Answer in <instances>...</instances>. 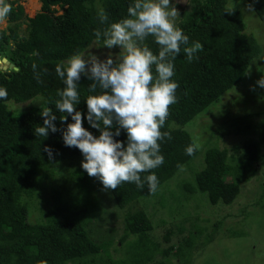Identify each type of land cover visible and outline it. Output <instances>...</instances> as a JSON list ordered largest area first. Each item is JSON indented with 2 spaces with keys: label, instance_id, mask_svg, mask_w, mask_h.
I'll list each match as a JSON object with an SVG mask.
<instances>
[{
  "label": "trees",
  "instance_id": "trees-1",
  "mask_svg": "<svg viewBox=\"0 0 264 264\" xmlns=\"http://www.w3.org/2000/svg\"><path fill=\"white\" fill-rule=\"evenodd\" d=\"M245 1L247 4L253 3V0ZM39 2L40 12L30 17L25 36H20L18 29L25 21V9H29L27 0L25 8L14 1L8 2L12 6L6 18L8 26L0 30V58H6L17 68L0 69V87L8 91L7 101L0 100V264H73L81 261L82 264H94L101 246L89 237L84 221L76 218L32 225L27 219L29 202L37 195L41 182L54 173L53 167L61 162L83 160L81 152L64 145L62 131H49L47 138L35 135L34 129L43 126L41 107L17 112L11 111L7 103L19 104L40 97L44 106L49 100L58 99L56 93L64 85L55 73L56 64L85 51L95 40L94 30L104 29L125 18L127 8L134 0ZM29 3L33 10L39 8L36 0ZM55 7L61 11L58 16L55 15ZM100 7L108 15L105 24L98 19ZM229 8L226 0H202L186 19L177 23L190 38V44L199 41L203 50L197 54L199 58L192 62L187 61L183 51L174 61L173 79L179 84L178 103L171 106L162 129L170 132L172 139L161 142L164 164L153 170L158 177L159 188L180 171L178 165L185 166L198 153L197 150L193 156L186 155L185 149L193 140L182 127L237 85L251 61L260 54L254 37L244 33L245 25L240 12L230 8L233 14L229 15L226 12ZM253 12L264 26V0L254 4ZM146 43L154 54H158V46L152 38ZM34 52L39 55H32ZM33 63L38 65L41 72L44 68L48 69L47 73L41 75L43 83H37L34 78ZM90 83L85 77L79 82L80 104L77 111L84 114L83 126L98 137L100 132L91 128L86 119L85 100L90 95L87 90ZM47 106L52 107L57 115L55 123L58 129H66L67 123L73 122L68 117L67 123L62 124L59 119L61 113L55 110L54 104L48 103ZM256 129L258 139L242 144L239 161L228 156L226 149H208L204 154L202 169L194 171L192 180L184 187L187 192L182 188L185 196L190 199L198 192L206 196L211 206L232 204L240 194V184L253 173L249 165L259 161L264 146V119ZM115 139L126 143V133L122 131ZM45 147L53 150L52 160L44 152ZM77 174L78 178L85 175L82 172ZM227 177H231V181H227ZM83 182L81 180L79 188L85 191ZM57 192L59 190L52 194L56 203L62 199V196L57 198ZM108 192L119 209H125L149 195L147 184L141 190L134 183H123L116 190ZM55 211H59L57 205L52 209V216ZM123 224L119 242L123 244L134 236L129 257H132L133 263L130 261L129 264L150 261L152 248L147 232L152 230V224L147 214L144 211L126 214ZM192 246L193 239H186L176 255L187 261Z\"/></svg>",
  "mask_w": 264,
  "mask_h": 264
},
{
  "label": "rangeland",
  "instance_id": "rangeland-1",
  "mask_svg": "<svg viewBox=\"0 0 264 264\" xmlns=\"http://www.w3.org/2000/svg\"><path fill=\"white\" fill-rule=\"evenodd\" d=\"M5 1H14L24 8L26 5V0ZM29 1L32 0H27L29 9H25V21L18 29L20 36L26 35L30 17L40 12L41 3L34 11ZM200 1L173 0V3H178L176 7L181 16L177 23L186 19ZM226 1L228 7L240 12L245 25L244 33L254 37L260 54L251 61L237 85L182 127L193 142L199 144L196 157L155 194L143 196L125 209L115 205L97 178L83 172V160L58 163L53 167L54 173L41 182L37 195L29 202V224L79 218L87 224L89 237L101 246L94 264H129L130 261L133 263L132 257H129L134 236L123 244L119 242L124 229L123 221L126 214L144 211L152 224V230L147 232L152 258L144 264H264V146L259 161L249 165L253 173L240 184V194L232 204L211 206L206 196L198 192L190 199L185 196L187 191L184 187L192 180V173L202 169L204 154L208 149H226L228 156L239 161L242 144L258 139L256 127L264 119V88L256 84L264 76V26L253 11L247 10L245 0ZM54 9L57 11L55 15L61 14L57 7ZM7 26L5 20L0 23V30ZM92 51L105 59L104 54L108 50ZM253 86L255 91L252 90ZM7 104L11 111L24 112L40 108L42 99L36 97L19 104ZM78 172L85 175L78 178ZM226 179L231 181V177ZM81 180L84 181L85 191L79 188ZM57 190L60 192H57V198L62 196L58 203L52 196ZM56 205L59 211L52 216V209ZM188 238L193 239V246L186 261L176 254L179 246Z\"/></svg>",
  "mask_w": 264,
  "mask_h": 264
},
{
  "label": "clouds",
  "instance_id": "clouds-1",
  "mask_svg": "<svg viewBox=\"0 0 264 264\" xmlns=\"http://www.w3.org/2000/svg\"><path fill=\"white\" fill-rule=\"evenodd\" d=\"M256 2L248 4L247 10L254 11ZM176 4L173 0H134L125 18L104 29H95V40L85 51L55 66L64 87L57 91L58 99L40 106L43 126L36 127L34 133L47 138L49 131H62L64 145L81 152L82 169L89 177L97 178L105 191L116 190L123 183H134L141 190L147 184L150 195L159 188L153 170L164 164L161 142L172 139L171 133L162 129L171 106L178 103L174 61L183 51L187 61L192 62L203 50L199 41L190 44V38L177 26L181 16ZM11 10V4L0 0V23ZM226 12L233 14L230 8ZM98 19L101 24L108 22L102 7ZM149 38L158 46V54L146 43ZM93 49H107L106 58L101 59ZM31 68L37 83H43L41 75L48 69L41 72L36 63ZM82 77L91 81L87 87L90 95L85 100L86 119L91 128L100 132L98 137L83 126L84 114L77 111ZM256 84L264 88V76ZM252 90L255 91V86ZM7 98V89L0 87V100L7 101ZM48 103L54 104L55 110L61 113L62 124L71 117L73 122L67 123L66 129L57 128V115ZM122 131L126 133V143L115 139ZM198 148L199 144L193 142L185 153L193 156ZM43 150L50 160L54 158L50 147ZM177 167L183 170L182 165ZM142 174H145L143 178Z\"/></svg>",
  "mask_w": 264,
  "mask_h": 264
},
{
  "label": "water",
  "instance_id": "water-1",
  "mask_svg": "<svg viewBox=\"0 0 264 264\" xmlns=\"http://www.w3.org/2000/svg\"><path fill=\"white\" fill-rule=\"evenodd\" d=\"M5 3H8V1H5ZM0 63H1L0 69H2V70H6V69H14V70H17V68L14 67V65L12 63H10V62H8L6 60V58H0Z\"/></svg>",
  "mask_w": 264,
  "mask_h": 264
},
{
  "label": "crops",
  "instance_id": "crops-1",
  "mask_svg": "<svg viewBox=\"0 0 264 264\" xmlns=\"http://www.w3.org/2000/svg\"><path fill=\"white\" fill-rule=\"evenodd\" d=\"M36 2H37V5L39 6V3H40L39 0H36ZM36 10H37V9H36ZM34 11H35V10H34Z\"/></svg>",
  "mask_w": 264,
  "mask_h": 264
}]
</instances>
